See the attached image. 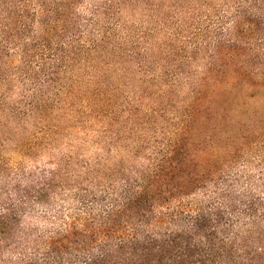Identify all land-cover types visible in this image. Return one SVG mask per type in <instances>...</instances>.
Masks as SVG:
<instances>
[{
    "label": "trees",
    "instance_id": "1",
    "mask_svg": "<svg viewBox=\"0 0 264 264\" xmlns=\"http://www.w3.org/2000/svg\"><path fill=\"white\" fill-rule=\"evenodd\" d=\"M121 62L169 93L162 137L123 125L135 105L110 116ZM0 78L21 84L15 117L78 100L105 116L103 153L117 131L141 148L129 165L0 152V264H264V0H0Z\"/></svg>",
    "mask_w": 264,
    "mask_h": 264
},
{
    "label": "rangeland",
    "instance_id": "2",
    "mask_svg": "<svg viewBox=\"0 0 264 264\" xmlns=\"http://www.w3.org/2000/svg\"><path fill=\"white\" fill-rule=\"evenodd\" d=\"M128 65L130 64L116 63L111 67V71L106 73V83L110 89L111 104H113L111 106L114 111L110 116L127 118L130 106L135 105L140 108V119H137L133 126H129L125 121L123 125L129 128L135 127L146 140L154 135L162 137L163 125H167L166 119L173 117V113L170 109V113L165 116L166 119H162L158 118V112L153 113V109L155 106L159 109L160 104L164 106L167 103L165 98L169 96V93L162 96L153 83L143 82L142 76L144 77L146 73L138 72L137 66H133L136 69L133 74L126 73L125 76L121 68ZM160 71L162 70L159 68L157 72ZM162 86L163 83L160 84V87ZM78 87L82 91L86 89L84 84ZM81 96L79 95L80 99ZM21 99V84L18 81L9 84L0 78V152L6 153L13 160L23 159L28 165H43L51 159L60 160L72 154L86 161H95L100 156H109L111 159L108 165L113 163L125 165V161L129 165L134 163L130 158L133 149L138 148L141 151L137 142L129 143L127 140L126 143H121L126 147L123 146L120 149L115 143H120L125 137L119 136L118 126H114L112 129L117 132L107 136L111 153H103L100 147L104 146L106 139L102 131L105 116H92L86 104H81V101L79 103L78 100H74L75 104L67 105L71 109L65 107L54 111L51 108L47 111L44 120H40L35 114L28 118H25L24 112L16 117L13 113L11 114L10 107H18ZM46 102L48 103L49 100L47 99ZM173 102L174 99H171L169 103ZM78 120L83 123L80 125ZM167 129H169L168 125ZM8 138L14 142L8 141ZM145 149L151 150L149 147ZM256 156V151L249 152V157Z\"/></svg>",
    "mask_w": 264,
    "mask_h": 264
}]
</instances>
